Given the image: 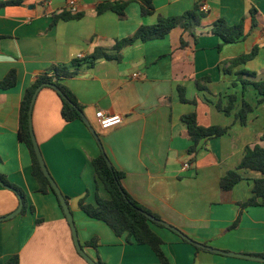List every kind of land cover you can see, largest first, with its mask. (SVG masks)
<instances>
[{"label": "crops", "instance_id": "0c3cea01", "mask_svg": "<svg viewBox=\"0 0 264 264\" xmlns=\"http://www.w3.org/2000/svg\"><path fill=\"white\" fill-rule=\"evenodd\" d=\"M113 2L128 3L124 18L110 10L97 14L98 5ZM201 4L208 12L194 36L177 27L163 39L125 47L121 61L82 64L76 76L62 80L83 106L91 127L84 120L66 122L56 91L42 88L33 107V131L68 201L81 245L96 263L162 264L149 245L129 243L126 234L117 236L81 209V200L95 206L97 195L109 199L92 165L101 154L92 130L113 167L125 173L123 187L139 204L197 243L224 252L264 255V205L239 206L253 196L254 180L264 174L240 170L244 179L234 187L231 202L224 203L220 192L221 178L238 168L246 147H264V103H258L252 85L243 96L236 75L247 70L257 74V80L264 77V0H153L151 16L142 15L140 0H79V10L72 14L82 17L72 20L59 19L69 12L67 0H24L0 8V81L11 70L17 74L15 87L0 89V174L20 187L27 200L25 214L2 219L17 210L20 199L0 185V264L14 255L20 264H89L76 250L57 197L40 191L30 150L19 140L26 89L53 64L70 65L96 48L114 53L115 42L132 36L140 26L156 24L158 16H181ZM217 19L229 25L242 22L244 39L223 43L212 33ZM254 47L259 48L254 59L226 72L228 61ZM206 77L211 81H204ZM197 80L207 90L200 89ZM233 94L238 99L228 116L216 105L221 101L227 106ZM243 98L254 107L245 125L236 119ZM98 110L122 115L123 123L102 130ZM190 113H196L201 126L230 127L221 137L203 140L195 158L188 153L192 142L182 121ZM239 215L238 226L231 229ZM150 226L163 240L170 264H264L197 249L168 227ZM93 240L96 247L88 244Z\"/></svg>", "mask_w": 264, "mask_h": 264}, {"label": "trees", "instance_id": "16d2710c", "mask_svg": "<svg viewBox=\"0 0 264 264\" xmlns=\"http://www.w3.org/2000/svg\"><path fill=\"white\" fill-rule=\"evenodd\" d=\"M24 0H1L0 8L7 6L21 5ZM141 12L143 16H151L155 13L153 0H140ZM127 2H113L100 4L96 8L97 14H103L105 11H113L119 18L125 17V9ZM255 15L254 10L251 12ZM81 14H72L65 12L59 16V19L72 20L80 19ZM206 17V13L201 10L200 5H196L192 10L186 11L183 15L177 17H162L158 16L157 23L154 25H142L136 32L127 38L117 40L113 48L114 53H108L103 48H96L91 56L78 58L71 62L70 65H51L44 73L37 75L34 82L26 89L20 108V121H19V140L24 143L30 150L33 160V176L37 179L40 185V191L42 193L52 192L59 202V205L63 211L57 194L51 187L49 180L44 175L38 158L36 156L29 130L28 111L32 98L36 90L43 86V88H51L56 91L62 101L61 115L66 122H72L75 120H84L83 106L77 100L73 92L62 83V80L72 78L77 75L79 67L82 64H88L94 66V64L100 59L107 60H122V50L132 45L137 41L148 42L157 39H163L169 33L180 27L185 32H189L194 36V31L201 24V21ZM58 18L55 19V21ZM253 23L255 20L253 18ZM242 22L236 25H229L224 19H217L214 22L212 33L219 36L223 43H236L244 39ZM2 36H0L1 40ZM184 41L182 39L181 44ZM258 47H254L249 54H243L237 58H234L227 63L228 68L226 72H231L233 68L246 64L248 61L254 59L257 56ZM237 81L242 86V94L245 95L249 85H252L257 94L259 95L258 103H264V77L257 80V74L249 72L247 70H240L236 73ZM204 81L210 82L209 77L203 78ZM201 80H197V86L202 90H207L206 87L200 85ZM17 84V74L15 70L9 71L3 80L0 81L1 90H9L15 87ZM59 89L57 91L55 88ZM181 92V100L184 99V89L179 88ZM229 103L227 106H223L221 101L216 105L217 109L226 115H230L235 108V102L237 101V95H230ZM254 111V107L245 99H242L240 109L236 114V119L240 121L242 125L247 123L249 115ZM182 121L187 126L189 138L192 145L188 149L189 155L196 157L198 148L203 140L213 139L221 137L227 134L230 127L222 126H201L197 120L196 113H190L182 117ZM97 142L101 148V154L99 157L92 160V165L95 169L97 179L103 184L104 188L109 194V199H104L97 195L96 205L85 204L84 200L79 202L81 209L91 218L101 220L105 222L117 236H123L126 234V239L129 243L135 242L137 244L149 245L156 255L159 257L162 264H170L169 259L165 255L162 246L163 240L152 230L150 224L156 223L160 226H164L161 222H164L158 215L152 213L150 210L139 204L123 187L122 181L125 178V173L119 171L113 167L108 155L106 154L99 136L96 134ZM193 158V160H194ZM258 171L264 174V147L261 145H255L253 147L247 146L242 158L236 170H231L224 175L220 180V192L221 199L224 203L231 202V195L234 187L242 181L244 178L240 173V170ZM0 180L15 191L19 199L24 202V207L21 214H25L27 210V200L24 191L11 184L5 176L0 174ZM253 196L245 202H240L241 209H246L252 206L264 205V178H256L254 180ZM33 210V207L31 208ZM64 213V211H63ZM148 215L152 216L155 220H151ZM240 221V215L236 219L235 223L231 226L235 228ZM172 226V225H171ZM166 227V226H165ZM174 227V226H172ZM176 228V227H175ZM178 229V228H177ZM179 230V229H178ZM180 231V230H179ZM181 232V231H180ZM181 237L185 242L193 243L197 249H206L207 246L197 243L181 232ZM96 240L89 242V245L96 247ZM264 258V255H260ZM5 264H20L18 255H14L9 258ZM97 264H103L97 262Z\"/></svg>", "mask_w": 264, "mask_h": 264}, {"label": "water", "instance_id": "95a60500", "mask_svg": "<svg viewBox=\"0 0 264 264\" xmlns=\"http://www.w3.org/2000/svg\"><path fill=\"white\" fill-rule=\"evenodd\" d=\"M43 88V86L39 87L33 98H32V101H31V104H30V108H29V111H28V122H29V130H30V137H31V141H32V144H33V147H34V150H35V153H36V156L38 158V161L40 163V166L42 168V171L44 173V175L46 176V178L49 180L50 184H51V187L52 189L54 190V192L57 194L58 198H59V201H60V204L63 208V211H64V214L68 220V223L71 227V230H72V235H73V240H74V244H75V247H76V250L77 252L89 263V264H97L95 262V260H93L84 250V248L82 247L81 245V242L79 240V236H78V232H77V229H76V226H75V222H74V218H73V214L70 210V207H69V204H68V201L67 199L65 198V196L63 195V193L61 192V190L59 189V187L57 186L55 180L52 178L46 164H45V161L43 159V156H42V153H41V150L39 148V145L37 143V140H36V137H35V134H34V131H33V124H32V113H33V107H34V104H35V100L37 98V95L39 93V91ZM55 88V87H53ZM57 91H59V89L55 88ZM84 121L86 122L87 125L90 126V124L88 123L87 119L84 117ZM91 127V126H90ZM92 129V128H91ZM93 134L95 135L96 137V133L94 132V130H92ZM0 185L2 186H5L7 188H9L8 186H6L2 180H0ZM23 207H24V202L23 200L20 198V204H19V207L17 208L16 211H14L12 214L8 215L7 217L5 218H2V219H11L17 215H19L22 210H23ZM148 217L151 219V220H155L152 216L148 215ZM0 219V220H2ZM164 226L168 227L169 229H171L172 231H174L175 233L179 234L180 236L182 235L181 232L175 228V227H172L170 224L166 223V222H161ZM207 250H211L215 253H219V254H223V255H227V256H234V257H238V258H245V259H250V260H257V261H264V258H261V257H256V256H252V255H248V254H240V253H234V252H224L222 250H218V249H213L211 247H206Z\"/></svg>", "mask_w": 264, "mask_h": 264}, {"label": "built area", "instance_id": "2783aa9c", "mask_svg": "<svg viewBox=\"0 0 264 264\" xmlns=\"http://www.w3.org/2000/svg\"><path fill=\"white\" fill-rule=\"evenodd\" d=\"M67 8L71 13H77L79 10V0H67ZM200 8L204 12H208L206 4H201ZM140 75L135 74L134 77L138 78ZM96 118L98 119L99 126L102 130H108L119 126L123 123V116L120 114H110L102 110L96 112ZM188 165H185L187 167Z\"/></svg>", "mask_w": 264, "mask_h": 264}]
</instances>
